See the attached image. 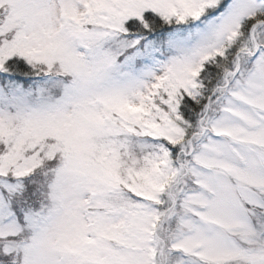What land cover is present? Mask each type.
I'll list each match as a JSON object with an SVG mask.
<instances>
[{
    "label": "snow or ice",
    "instance_id": "6c2138e0",
    "mask_svg": "<svg viewBox=\"0 0 264 264\" xmlns=\"http://www.w3.org/2000/svg\"><path fill=\"white\" fill-rule=\"evenodd\" d=\"M0 264H264V0H0Z\"/></svg>",
    "mask_w": 264,
    "mask_h": 264
}]
</instances>
